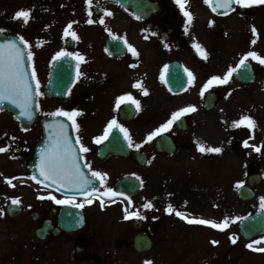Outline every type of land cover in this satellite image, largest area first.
Wrapping results in <instances>:
<instances>
[{
	"label": "flooded vegetation",
	"instance_id": "obj_1",
	"mask_svg": "<svg viewBox=\"0 0 264 264\" xmlns=\"http://www.w3.org/2000/svg\"><path fill=\"white\" fill-rule=\"evenodd\" d=\"M149 1L158 3L160 9L157 13H150L149 18L144 21L137 19L132 11L104 0H92L91 8L86 0L12 1L13 17L21 9H31V18L28 22L29 26L22 29L20 34L8 33H13L18 37L23 36L26 40L32 38L34 46L30 48V51L33 53V49L44 47L50 60L45 65L43 73L39 74L35 71L36 78L40 82V91L44 95L38 96L40 117L31 129L29 131L22 130L19 124L12 123L7 118L8 116L0 118L1 126L6 125L9 121L8 127L12 124L13 129H16L15 133L12 131L13 129L8 130V137H1V147H8L7 152L0 153L1 165L7 171V173L4 172L6 175L3 177V192L1 193L20 199L21 203L16 206L18 212L16 219L23 223V230L27 234L33 235L35 239L37 233L43 229L46 239L38 241L37 238L36 240L46 250L84 248L94 251H112L117 248L130 247L134 232L125 231L124 234L116 237L112 228V224L115 225L117 219L123 226L130 227L128 222L122 221L124 208L127 207L129 211L139 209L141 214L146 217L144 220L154 216L160 223L168 225L167 228L171 234H169L167 243L163 241L161 249L169 250L164 251L167 252L165 262H156L157 264H198L203 259L208 264H217L216 262L221 264H242V262L264 264V252H254L253 259L245 261L244 244L242 245L244 241L238 234L235 235L236 243H232V239H230L228 242L222 243L218 250V247L214 248L208 243L202 244L201 249L196 250L198 256L195 259L198 258V262H186L197 240V228L195 224L181 221L174 213L168 214L164 211L168 203L177 204L176 189L173 190V194H170L162 181L152 180L151 169H147L149 165L152 167L150 162L146 166H140L131 156L124 160L133 161V165H125L112 162L113 159L123 158L100 159L98 157L100 148L107 140L96 143L94 138L103 136L109 121L113 119L127 128L131 137L134 134L132 131L133 122L138 127L143 125V131L135 132V134L144 136V141L139 144V148L131 147V149L146 155L149 161L153 157L161 155L156 149V142L162 135L170 136L178 148L176 132L179 130L176 123L162 135L149 142L145 141L148 133L164 124L171 114L180 108L181 105L177 99L188 92L192 85V78L188 73L191 72L194 75L208 73L207 64L211 57L204 51L207 55L205 59L196 50L194 44L197 43L188 34V22L181 17L176 5L166 3L164 0ZM89 11L92 13L91 16H89ZM106 11H110L112 15H106ZM101 17L104 19L103 24L98 22ZM89 19L94 22L89 24L87 22ZM12 21L17 22L19 26L23 24L22 20L13 18ZM69 23H72L69 32H75L78 39H73L71 35H65V29ZM112 40L117 41L115 47L112 46ZM125 40L127 44H131L138 51L137 56L129 51ZM165 43L169 47L166 48ZM121 44L124 45L125 50H123L124 55L119 57L115 54L119 53L120 49L116 50L115 48H119ZM61 51L78 53L79 57L83 59L76 55H70L76 61L74 84L65 99H52L46 96L45 90L47 87H52V63L56 60L54 59L56 53ZM112 52L115 54L112 55ZM171 64L175 65L177 71L183 69L188 75V88L183 93L171 92L165 83L166 72ZM131 65H136V67ZM33 68L32 65V71ZM137 81L141 83L143 89H147V95L143 94L141 87H133ZM129 93L140 102V108L137 109L130 101L122 103L117 108V98ZM193 100L190 98L189 103L194 102ZM53 103L58 104L56 109L63 108L67 111L78 109L82 112L76 118L80 125L79 131L73 128L75 137L79 136L81 143L89 149L88 152L81 154L82 167L88 165L92 170L107 173L105 184L115 191L116 184L121 178L126 176L138 178L141 181L142 189L141 206L134 205L138 198H131L132 203H129L128 198L126 201L124 200L125 197L103 196L106 187L98 179L94 181L92 187L98 189L100 195L93 198L92 204H86L83 208L75 207L74 204L59 205L50 199L39 198L47 197L51 193L58 199H63L65 194L74 195L76 203H81L84 200V196L78 193H70L65 190L57 192L55 188L49 189L31 179L33 173L29 165L33 157L34 146L42 133L40 120L56 110H51ZM124 106L134 109V117L130 121H126V118H129V109L125 110L127 113L121 112ZM95 110L99 111L95 113ZM191 113L185 114L182 118L188 121L191 118ZM255 122L256 126L251 130L246 126L235 127L233 142L240 145L235 149L237 154H241L245 151L244 148H248L244 146L245 140L249 145L264 143V119H258ZM122 134L125 137L123 132ZM255 155L259 161L253 163L256 171L252 174H260V170L264 166V149L259 153L255 152ZM84 171L91 177L88 167H84ZM251 175L247 176V180ZM5 178H12L15 187L7 184ZM151 183H153L154 191L150 189L152 188ZM7 191L9 193H6ZM101 200L104 203L103 207H101ZM148 201L152 202L155 206L154 209L142 207ZM80 217H83L81 224H79ZM141 226L142 230L137 234L139 232L150 234L146 223H142ZM150 235L153 237L152 234ZM262 237L264 236L255 240ZM153 240L152 250L159 246L154 238ZM51 245L53 246L51 247ZM255 247L264 248V243L255 245ZM212 254H214V258H210Z\"/></svg>",
	"mask_w": 264,
	"mask_h": 264
},
{
	"label": "rangeland",
	"instance_id": "obj_2",
	"mask_svg": "<svg viewBox=\"0 0 264 264\" xmlns=\"http://www.w3.org/2000/svg\"><path fill=\"white\" fill-rule=\"evenodd\" d=\"M164 2L176 4L175 0H164ZM263 7L264 4H257L245 7L246 11L241 12L238 5L234 14L218 17L211 12L204 0H188L186 4V9L193 16L189 23L191 35L196 42L205 45L208 53L211 54V59L207 64L209 73H197L195 86L193 84L190 89L192 93L189 91L190 94H184L177 99L180 102V108L195 105L197 108L195 113L198 115L196 117L191 115L188 119L187 131L176 132L177 153L173 156H157L156 164L150 168V174L154 181L159 179L163 183L175 186L172 190H177L178 201L174 206L191 217L212 219L219 223L225 217H246L249 213L261 208L264 184L258 189L257 199L252 202H240L236 196L240 188L236 186L237 183L244 184L246 177L255 171L253 163L259 160L252 148H244L245 151L241 154L235 152L240 145L233 142L236 129L232 126V122L244 115H249L254 120L264 117V90L261 85L264 64L251 57L248 58L247 61L253 64L257 73V82L253 86L239 87L234 82L233 74L226 84L214 83L205 92L214 91L220 97V105L213 113L202 116L203 100L200 91L212 76L223 77L229 68L237 69L246 53L254 51L264 57V16L261 17L264 14L261 9ZM12 10L10 0H0V29L20 34L22 29L29 26V23L19 26L16 22L8 20ZM249 24H251L250 27ZM253 26L258 31L255 37L251 30ZM253 39H256L255 44L252 43ZM29 40L27 41L32 48L34 41L32 38ZM32 54L35 71L39 74L43 73L48 62L47 51L44 47H39L33 49ZM190 98L194 99L192 104L188 102ZM57 107L58 104L53 103L51 110L54 111ZM98 111L95 110V113ZM7 118L10 120V117ZM8 122L4 126L0 125V137H8V130L13 129L12 124L8 127ZM12 131L15 133L16 129ZM198 141L205 147H220L222 152L201 153L197 147ZM124 162L125 165H133L130 160H124ZM151 184L150 189L154 191L153 183ZM1 192L3 190L0 180V210H2L0 212V264H142L147 258L153 262H165L166 260L167 252L164 251L169 249L161 248L163 241L167 243L171 233L167 228L168 225L160 223L158 219L153 218L154 216L144 221L159 246L148 256L136 254L130 247L117 251L88 250L83 253L84 256L87 255L88 260H83L84 256H80L74 250L56 248L46 250L33 235L24 232L22 223L5 216L4 207L11 199ZM117 216L119 217V214ZM238 221L230 219L228 228L223 231L216 229L218 232L212 235L199 230L202 226L197 224V239L210 245H213L212 240L219 241V245H215L218 250L222 243L228 242L237 234ZM112 228L116 237L124 234L125 231H133L132 228L123 226L118 219L115 220V225L112 224ZM242 245L245 261L252 260L255 250L248 248L245 242ZM210 258H214V254ZM204 260L201 261L204 262ZM189 262L198 261L190 259ZM244 264H253V262H244Z\"/></svg>",
	"mask_w": 264,
	"mask_h": 264
},
{
	"label": "snow or ice",
	"instance_id": "obj_3",
	"mask_svg": "<svg viewBox=\"0 0 264 264\" xmlns=\"http://www.w3.org/2000/svg\"><path fill=\"white\" fill-rule=\"evenodd\" d=\"M188 0H175V3L179 6L181 12L185 17H187V22L191 23L193 16L190 11L186 9V4ZM89 8H91L92 0H86ZM204 3L208 4L212 8L213 12H217L220 9H224V12L221 14H227L229 11H234L233 5H239L241 8L250 7L257 4H264V0H204ZM106 15H112L110 11H106ZM92 13L89 11V16ZM14 19L22 20L24 24H27L31 18V9H21L17 11L13 17ZM140 19L139 16L136 17ZM89 24L93 23L92 19L87 21ZM103 24L104 19L101 17L98 21ZM211 23V22H210ZM72 28V23H69L65 29V35H71L73 39H78L75 32H69V29ZM252 32L254 37L258 35L257 29L253 26ZM4 29H0V33H3ZM156 35V33H153ZM127 44V41L125 40ZM253 44L256 43V39H253ZM129 51L132 52L134 56L138 55V51L131 44H127ZM166 48L169 47L167 43L164 45ZM196 50L201 53L204 58H207L206 53L202 49L201 45L194 44ZM31 45L23 37L19 36L17 39H8L3 43H0V104L5 103L6 101L11 102L20 109V115L25 116L27 119L31 120L34 116L33 111V102L36 96H43L44 93L40 91V82L36 78V72L33 68L31 76H29L27 69L25 67V54H27V59L31 61L32 52L30 51ZM76 55L79 57V54L69 53L67 51L57 52L54 59H59L63 56ZM251 57L254 60L259 61V63L264 64V57H261L258 53L250 51L245 54V56L240 60V64L237 67L245 66L248 58ZM83 59L82 57H79ZM136 67V65H131ZM167 67V66H165ZM236 68H229L228 72L223 76H212L201 88L200 95L203 96L204 93L214 84H226L231 78ZM187 71V70H186ZM188 75L192 78L191 82H194L195 76L193 73L189 72ZM35 80V88H33L32 81ZM133 87H141L142 85L139 81L133 84ZM143 94L147 95V89H143ZM126 101H130L131 104H134L137 109L140 108V102L136 100L131 93L117 98L116 107L119 108L120 105ZM2 110V109H0ZM196 111L195 105H188L186 107L179 108L174 111L170 118L164 123L161 124L154 131L148 133L147 139L145 142H149L157 136L162 135V133L170 130V128L181 118L190 112ZM82 114L81 110L73 109L67 111L63 108H58L54 112L48 113L52 117H67L71 121V127L79 131L80 125L77 123L76 118ZM232 126L240 127L246 126L248 129H254L256 122L253 117L249 115L241 116L240 119L232 122ZM46 127L49 129V146L46 149L41 151L40 163L37 166L39 170V178L34 174L31 179L35 180L38 184H43L45 187L51 189L55 188L57 192L67 189L70 193H78L84 196V200L81 203L75 202L74 195L65 194L63 199H58L55 195L51 193L47 197L41 196L40 199H50L59 205H69L74 204L75 207L83 208L86 204L90 205L93 203V198L99 196V190L92 187L94 181L98 179L102 184H105V177L107 173L100 171L92 170L90 166L81 165V154L86 153L89 149L81 143L79 136L76 137L75 142L73 143L72 137L68 132V125L63 119H54L49 122ZM119 129L125 134V139L128 140V146L133 147L131 136L128 133V129L123 125L119 124L115 119L109 121L107 127L105 128L103 136L95 137L96 143H102L104 140H107L111 134L112 129ZM245 147H251L255 152H261L264 149V143L260 145H249L248 141L244 142ZM77 145L79 149L77 150ZM136 148H139L140 145H134ZM198 150L201 153L211 152V153H221L222 148L220 147H205L203 143L197 142ZM8 151V147H0V153ZM84 167H88V170L91 172V177H89L85 171ZM2 175V174H0ZM5 182L12 187L15 185L12 183V178H5ZM238 188L242 187V182H238L236 185ZM106 191L103 193L105 197L113 196H123L124 193H118L112 188L106 186ZM13 205H19L21 203L18 197L10 198ZM128 202L132 203L131 198H128ZM104 206L103 200H101V207ZM144 209H154V205L151 201L146 202L142 205ZM261 209H264V197H261ZM164 211L168 214H175L177 217L185 220L190 224H199L202 226H208L213 229L225 230L229 227L230 219L232 220H243V217H234L229 218L225 217L223 221L216 222L212 219L196 218L189 216L174 207L173 204L168 203ZM2 212V210H0ZM124 218L125 219H145L141 214L139 209L135 211H129L127 207L124 208ZM154 219L156 217H153ZM232 243H236V237L233 236ZM213 245L218 244L219 241L212 240ZM264 243V237L259 240H255L247 245L248 248L255 251L264 252V248H257L255 245ZM144 264H153L151 260H145Z\"/></svg>",
	"mask_w": 264,
	"mask_h": 264
},
{
	"label": "water",
	"instance_id": "obj_4",
	"mask_svg": "<svg viewBox=\"0 0 264 264\" xmlns=\"http://www.w3.org/2000/svg\"><path fill=\"white\" fill-rule=\"evenodd\" d=\"M114 1H117L124 6L131 7L139 15V17H141V18L144 17L141 15L140 10L136 9L137 2H135L134 0H114ZM233 8L235 9V5H233ZM222 12H224V9H220L216 13L221 14ZM229 12H231V11H229ZM8 39H15V38L10 37V36L0 35V43H3L4 41H6ZM69 65H70V68L68 70H66L63 65H61V64L58 65L56 73H55V77H54L55 84L67 83V85H70L73 82V75H74L73 64L69 63ZM25 67L27 69V72L29 73L30 72V66H29V62L27 59V54H25ZM181 77H182L181 80H179L177 75L175 73H173V71H171L167 76V82L175 90H181L186 85L185 76L183 75ZM235 78L242 83L254 82L255 76H254V72L252 70L251 65L249 63H246L245 66H241L238 69V71L235 72ZM58 91H59L58 94L61 96H63L64 93H66V91H64V90H58ZM215 106H216V96L214 94L210 93L206 97L204 108L206 111H211L215 108ZM0 109L10 111L14 115V117L20 122L21 126L25 130L29 129L30 125L34 122V120L36 119V116L38 114L36 98H34V102H33L34 116L31 120L27 119L25 116L20 115V109L18 107H16L15 105L11 104V102L6 101L5 103L0 104ZM54 119H60V118H47V119H44L42 121V126L44 129V136L45 137H44V140L42 142H40L38 144V146L36 147V156H35L36 163L34 165L35 171L37 170L39 172L37 166L40 163L41 151L43 149H46L49 146V129L46 127V125L49 122L53 121ZM180 122L183 123V121H180ZM66 124L68 125L69 135L72 137V140H73L71 127H70L67 120H66ZM180 127H181V129H185V126L180 125ZM73 143H74V140H73ZM116 145H117V147H124L123 141H121V139L112 141V144L110 143L108 145V147H110V146L115 147ZM121 151L122 150H120V149H116V152H118L117 154L121 153ZM168 152L169 153L174 152V147L172 144L169 145ZM37 176L39 177V175H37ZM255 184H256V182H251V185L254 186ZM239 195L241 198H243L245 200L251 199L252 197H254V193L248 188H242L239 191ZM11 209H13L12 206H10L8 208V213L10 216H13V214H11V212H10ZM240 229H241L243 236L246 239H250L255 235H259V234L264 233V213L255 214L252 217H250L246 220H243L240 224ZM146 245H149L148 242L142 241L141 238H138L135 242L136 249L139 252L145 251V249L139 248V247L146 246Z\"/></svg>",
	"mask_w": 264,
	"mask_h": 264
}]
</instances>
